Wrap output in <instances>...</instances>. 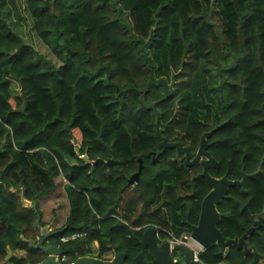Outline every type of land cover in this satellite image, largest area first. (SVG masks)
Returning <instances> with one entry per match:
<instances>
[{
	"label": "trees",
	"instance_id": "1",
	"mask_svg": "<svg viewBox=\"0 0 264 264\" xmlns=\"http://www.w3.org/2000/svg\"><path fill=\"white\" fill-rule=\"evenodd\" d=\"M11 1L0 0V264L46 260L27 241L37 221L53 220L49 240L65 263L121 252L130 263L149 227L174 238L190 233L211 186L192 182L200 163L162 151L156 113L163 135L193 156L201 136L227 121L208 139L219 163L210 173L250 177L217 204L218 227L227 240L253 226L264 208V0H21L40 46L59 65L12 25ZM213 7L218 20L207 18ZM205 64L219 77L217 104L207 91L210 103L198 95ZM160 78L170 96L153 82ZM140 158V181L130 185ZM62 206L66 212L56 214ZM72 234L80 237L61 241ZM247 243L250 251L213 245L200 259L264 264V219ZM141 264H156L150 248Z\"/></svg>",
	"mask_w": 264,
	"mask_h": 264
},
{
	"label": "water",
	"instance_id": "2",
	"mask_svg": "<svg viewBox=\"0 0 264 264\" xmlns=\"http://www.w3.org/2000/svg\"><path fill=\"white\" fill-rule=\"evenodd\" d=\"M153 82L156 83L158 86H163L166 96H170L173 93V89L169 87L165 78H160L157 82L155 79H153ZM147 107L154 108L155 104L148 105ZM156 115V127L161 140L160 147L162 148V151H166L168 149H176L177 153L184 155L185 162L189 166L200 162L203 171L200 174L194 176L192 178V182L200 178H205L211 186V190L208 192V194L204 197L202 201L199 221L196 225L191 226V237L206 248L217 244L223 250L231 246H236L238 248L250 251L247 239L249 235L257 229V227L261 224L262 220L264 219V208L262 211V215L258 217V219L254 222L253 226L240 238L236 237L233 239L226 240L222 231L218 227V224L221 221V213L217 208V204L227 196L230 187L236 185L245 187L248 178L250 177L248 174L243 173L242 179L232 180L229 179L227 176L217 178L210 173V169L219 167V163L209 151L208 139L211 138L217 130L225 126L227 121L215 126L213 129L205 132L201 136L198 150L193 156L190 147L184 146L183 143L180 141H169L168 138L163 135V130L160 127V116L158 113H156ZM46 127L47 125L44 126L42 132L45 131ZM77 143L78 141L77 139H75L74 144ZM78 150L79 147H77V151ZM82 158L86 162H90L87 156H82ZM159 158L160 154H158L154 159L155 161H158ZM99 162L104 164L105 166L118 165L119 163L114 159H109L107 161L97 159L90 163L97 164ZM143 169L144 161L142 158H140L139 169L135 174L131 176L129 180L130 185L138 184ZM48 230V227L41 228L39 225V221H37V236L36 238L27 239V241L33 248H40L47 255L46 260L40 264H62L58 257L63 255L64 252L60 248V246L50 242V233H48ZM157 232L158 230L156 227H149L145 230L141 240L142 249L130 263H126V254L121 252L117 253L111 261L99 259L96 257H81L78 258L74 262V264H141L143 261H145L147 257V250L149 248L152 251L154 263L156 264H203L202 262L194 260L193 250L187 244H172L170 240L161 244L158 239Z\"/></svg>",
	"mask_w": 264,
	"mask_h": 264
},
{
	"label": "rangeland",
	"instance_id": "3",
	"mask_svg": "<svg viewBox=\"0 0 264 264\" xmlns=\"http://www.w3.org/2000/svg\"><path fill=\"white\" fill-rule=\"evenodd\" d=\"M18 6L20 7V9L18 8ZM23 8H24V1H23V4L21 3V0H19V3H18V0L11 1L9 18L12 19V25L14 27L20 26V28L23 30L22 33L26 41L35 45L37 49L46 56V58L52 60L54 63L59 65L60 61L45 47L40 46L39 39H37V37H35L34 35L31 21L27 17V15H24ZM207 18L208 20H218L219 18L218 8L214 9L213 7L212 9H210V12ZM203 66H204L202 67L203 71H201V73L203 74L204 79H203V83L200 86L198 95L200 98H202V103H210L211 101L217 104L222 99V96L220 95V91H219V85H220L219 77L215 74L213 67H211L209 64H205ZM203 87L205 89H203ZM205 91H207V94H209L208 99L210 101L205 98ZM203 115L201 116L203 117ZM57 182L59 184L58 190L62 193L64 197L63 187L65 184V181L63 178H59L57 179ZM65 212H66V206L64 207L62 206V207H59V209H57L56 214L62 215V213H65ZM93 247L94 249H96L97 244H94Z\"/></svg>",
	"mask_w": 264,
	"mask_h": 264
},
{
	"label": "built area",
	"instance_id": "4",
	"mask_svg": "<svg viewBox=\"0 0 264 264\" xmlns=\"http://www.w3.org/2000/svg\"><path fill=\"white\" fill-rule=\"evenodd\" d=\"M76 236H79V234L74 235V236H69V237H63L62 241L63 242L68 241L69 239L74 238ZM172 243H186L190 245L194 253V260L200 261V262H201V259H200L201 253L206 250L205 247L200 245L198 242H196L189 235H186V234L182 235L180 238H173ZM63 259L66 260L67 258L64 257Z\"/></svg>",
	"mask_w": 264,
	"mask_h": 264
},
{
	"label": "clouds",
	"instance_id": "5",
	"mask_svg": "<svg viewBox=\"0 0 264 264\" xmlns=\"http://www.w3.org/2000/svg\"><path fill=\"white\" fill-rule=\"evenodd\" d=\"M137 185V184H136ZM41 227V226H40ZM157 228V227H156ZM157 230H158V232H157V236H158V233H160V231H159V229L157 228ZM50 233V232H49ZM184 234H186V235H189L190 237H191V232L190 233H184ZM184 234H182V235H184ZM74 235H77V234H72V235H68V236H64V237H69V236H74ZM181 235V236H182ZM180 236V237H181ZM78 237H80V234H79V236H76V237H74V238H71V239H76V238H78ZM179 237V238H180ZM63 238V237H62ZM62 238H61V241H62ZM174 237L171 235V239H170V241H171V243H172V239H173ZM176 238V237H175ZM192 238V237H191ZM71 239H69L68 241H70ZM193 239V238H192ZM193 240H195V239H193ZM68 241H65V242H68ZM196 241V240H195ZM51 242V241H50ZM63 242V241H62ZM64 242V243H65ZM197 242V241H196ZM53 243V242H52ZM199 243V242H198ZM172 244H175V243H172ZM184 244H186V243H184ZM200 244V243H199ZM188 245V244H187ZM201 245V244H200ZM59 246V245H58ZM188 246H190V245H188ZM191 247V246H190ZM206 248V247H205ZM192 249V248H191ZM203 253V252H202ZM64 257H66L65 256V254L63 253V255H61V256H59L58 257V259L60 260V262L62 263V264H74V262H72V263H65L66 262V260H64L63 258ZM193 258H194V253H193ZM111 261V260H110ZM196 261V260H195ZM198 262H200V261H198ZM202 262V261H201Z\"/></svg>",
	"mask_w": 264,
	"mask_h": 264
},
{
	"label": "crops",
	"instance_id": "6",
	"mask_svg": "<svg viewBox=\"0 0 264 264\" xmlns=\"http://www.w3.org/2000/svg\"><path fill=\"white\" fill-rule=\"evenodd\" d=\"M43 201H44V199L41 200V204H43ZM25 204H26L27 206H29V205H31V202H30V201H25ZM53 224H54V222H53V220H52V221L50 222V225L41 226V228H43V227H48V228H49L48 233H49V232L51 231V229L53 228ZM17 254H18V255H23V254H25V252H24V251H18Z\"/></svg>",
	"mask_w": 264,
	"mask_h": 264
},
{
	"label": "flooded vegetation",
	"instance_id": "7",
	"mask_svg": "<svg viewBox=\"0 0 264 264\" xmlns=\"http://www.w3.org/2000/svg\"><path fill=\"white\" fill-rule=\"evenodd\" d=\"M198 163H200V162H198ZM158 239H159L160 243L163 244L164 242L171 239V234H169V232H168V233H166L165 236H163L160 233H158Z\"/></svg>",
	"mask_w": 264,
	"mask_h": 264
}]
</instances>
